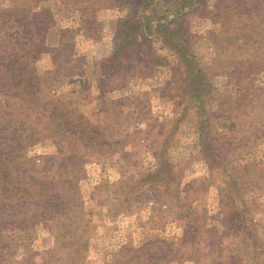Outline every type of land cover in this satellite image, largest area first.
<instances>
[{"label":"rangeland","instance_id":"obj_1","mask_svg":"<svg viewBox=\"0 0 264 264\" xmlns=\"http://www.w3.org/2000/svg\"><path fill=\"white\" fill-rule=\"evenodd\" d=\"M0 264H264V0H0Z\"/></svg>","mask_w":264,"mask_h":264},{"label":"trees","instance_id":"obj_2","mask_svg":"<svg viewBox=\"0 0 264 264\" xmlns=\"http://www.w3.org/2000/svg\"><path fill=\"white\" fill-rule=\"evenodd\" d=\"M86 127L88 128V130L86 129L87 133H91V131H93L94 127L90 124H87Z\"/></svg>","mask_w":264,"mask_h":264}]
</instances>
